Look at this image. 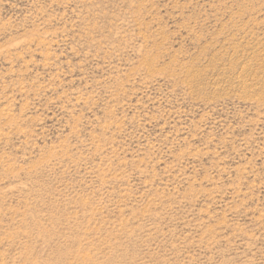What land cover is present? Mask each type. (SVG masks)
<instances>
[{
  "label": "rangeland",
  "instance_id": "374dc122",
  "mask_svg": "<svg viewBox=\"0 0 264 264\" xmlns=\"http://www.w3.org/2000/svg\"><path fill=\"white\" fill-rule=\"evenodd\" d=\"M0 264H264V0H0Z\"/></svg>",
  "mask_w": 264,
  "mask_h": 264
}]
</instances>
